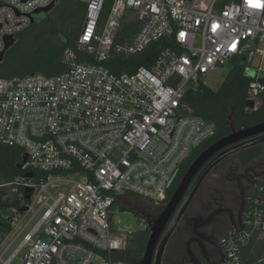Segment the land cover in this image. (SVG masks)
<instances>
[{"label":"built area","instance_id":"1","mask_svg":"<svg viewBox=\"0 0 264 264\" xmlns=\"http://www.w3.org/2000/svg\"><path fill=\"white\" fill-rule=\"evenodd\" d=\"M52 1L0 0V52ZM85 1L62 72L0 79V145L21 147L22 174L33 172L9 183L19 205L5 210L0 264H118L147 228L132 206L162 204L184 161L216 131L186 92L244 58L246 108L261 102L264 0H109L104 19L107 0ZM142 52L148 65L134 67L127 59ZM122 212L137 215L138 227L122 225ZM244 212L242 230L222 238L219 264H243L245 247L264 239V171Z\"/></svg>","mask_w":264,"mask_h":264},{"label":"trees","instance_id":"2","mask_svg":"<svg viewBox=\"0 0 264 264\" xmlns=\"http://www.w3.org/2000/svg\"><path fill=\"white\" fill-rule=\"evenodd\" d=\"M109 6L110 1L107 0L102 10V19H104ZM85 9V0H57L50 10L35 13L33 22L17 33L15 43L6 50L0 61V79L35 72L46 76L62 72L64 70L63 51L69 46L76 48L75 42L81 31ZM145 53H138L127 60L134 62V67L140 64L148 65V61L144 58ZM243 68L241 62L232 60L231 68L217 89H212L203 82H199L196 88H190L186 92L185 101L191 111L206 120L213 121L216 131L184 161L177 174L179 178L200 152L208 148L214 141L229 134L233 127H248L264 121V90L260 94L261 102L257 110L246 108L245 103L248 100L246 89L249 76L245 75ZM262 147V142L248 146L239 152V157L242 161H248L257 157ZM23 152L21 147L15 145H0V234L6 232L9 225L8 220L4 217L6 208L11 205H19V201L12 191V185L9 183L23 175L22 168L17 167L22 160ZM41 175L42 173L39 172L36 174L37 181ZM174 190L175 185L172 184L167 190L165 201L170 198ZM144 206L147 209L152 208L150 205L145 204ZM148 234V228H144L133 235L132 240L136 246L135 248L129 246L126 248L129 255L135 258L142 256ZM263 240L254 246L250 244L245 247L241 254L243 264H264Z\"/></svg>","mask_w":264,"mask_h":264},{"label":"flooded vegetation","instance_id":"3","mask_svg":"<svg viewBox=\"0 0 264 264\" xmlns=\"http://www.w3.org/2000/svg\"><path fill=\"white\" fill-rule=\"evenodd\" d=\"M262 143L260 154L248 161L240 159V151L218 160L192 190L198 174L219 152L209 157L192 177L181 200L162 227L154 248L153 263L158 260L159 264H219L224 260L222 238L243 222L250 194L264 171ZM177 174L170 184H174L175 189L183 177L179 178ZM170 198L158 207L147 209L143 206V209L153 220ZM123 256L132 264H137L143 254L135 258L126 251Z\"/></svg>","mask_w":264,"mask_h":264},{"label":"water","instance_id":"4","mask_svg":"<svg viewBox=\"0 0 264 264\" xmlns=\"http://www.w3.org/2000/svg\"><path fill=\"white\" fill-rule=\"evenodd\" d=\"M57 0H53L50 5L44 8H37L35 9L34 13H38L40 11H48L50 10L55 4ZM33 22V18L31 19V23ZM15 43V38L13 36H6L4 49L0 52V61L3 59L4 54L7 49H9ZM241 63L244 62V58L241 59ZM246 107L250 108L253 105L252 100H247L245 103ZM260 142H264V121H260L257 124L248 126V127H233L232 131L225 135V137L220 138L211 145L208 146L204 151H202L193 161L190 167L187 169L182 180L176 187L174 193L172 194L170 200L166 203L163 210L159 213V216L155 219L151 220L150 216L147 212L144 211L143 206H132V209L135 214L143 215L148 224V229L150 235L147 239L145 250L143 256L139 260L137 264H159L158 260L153 263V255L155 251L156 242L160 236L161 229L168 221L172 212L176 208V205L181 200L182 195L188 188L189 184L192 181V177L196 174V172L206 163V161L212 155L218 153L215 157L209 160V163L204 166L201 172L197 176L196 182L193 184V188L201 181V178L209 171V169L221 158L226 157L229 154H233L243 150L244 148L254 145L260 144ZM27 160V154L22 156L21 162L17 165V167L21 168L22 164L25 163ZM24 177H32L33 172H25L23 173ZM191 190V191H192ZM26 195L25 198H29L30 193L32 192L31 187H27L25 189ZM242 223L239 224V229L242 230Z\"/></svg>","mask_w":264,"mask_h":264},{"label":"rangeland","instance_id":"5","mask_svg":"<svg viewBox=\"0 0 264 264\" xmlns=\"http://www.w3.org/2000/svg\"><path fill=\"white\" fill-rule=\"evenodd\" d=\"M232 63L226 61L223 68H219L210 72H206L204 75V82L206 85L211 87L212 89H217L222 81L224 80L225 74L231 68ZM119 217L122 220V225H128L131 228L135 229L138 227V216L131 212L119 213ZM264 241V240H263ZM264 245V244H263ZM135 243L133 240H130L129 247L135 248ZM118 264H132L129 260L121 259Z\"/></svg>","mask_w":264,"mask_h":264}]
</instances>
